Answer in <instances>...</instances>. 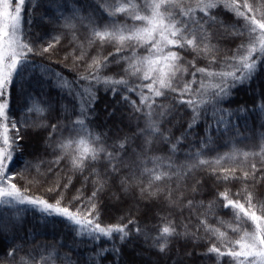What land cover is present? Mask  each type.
Masks as SVG:
<instances>
[{"label":"snow or ice","instance_id":"1","mask_svg":"<svg viewBox=\"0 0 264 264\" xmlns=\"http://www.w3.org/2000/svg\"><path fill=\"white\" fill-rule=\"evenodd\" d=\"M259 80L264 0H0V264H264Z\"/></svg>","mask_w":264,"mask_h":264},{"label":"trees","instance_id":"2","mask_svg":"<svg viewBox=\"0 0 264 264\" xmlns=\"http://www.w3.org/2000/svg\"><path fill=\"white\" fill-rule=\"evenodd\" d=\"M62 43H64L62 41ZM111 49H106L103 52V55H107L108 51H110ZM57 69L59 70L61 66L56 65ZM116 66L113 65V68H115ZM65 73H67V69H64ZM70 75V74H69ZM257 82H259L261 84V86H264V80H259V81H254L252 87L255 88L257 86ZM99 99L96 101V107L98 109L99 112V118L101 121H103V118L106 114L107 109L105 108V105H108L109 108H111L112 103H114L111 95L107 94L104 92L103 88L100 89V91L97 93ZM133 98L134 99H139L138 97L135 96V94H133ZM252 102V96L249 94V92L247 91V88H241L238 93L232 98L231 104L232 107H236L238 105H250ZM239 147L244 148V145H239ZM227 149H222V151H226ZM245 150H247L245 148ZM251 159V158H250ZM260 189H257V195L260 194ZM11 211V210H10ZM227 219V217H226ZM29 220H31V217H29ZM163 225H161L162 227ZM225 230V229H222ZM58 231L59 229H55L53 230L52 227L49 225L48 228L45 229L44 231V235L42 237H38L39 240H41V242H48L51 243L53 242V237L58 235ZM229 231V235H232L231 230ZM203 234V233H201ZM207 245V241H201L198 243L195 251L196 252H203L205 250V247ZM191 246H192V242L189 243V249L191 250ZM83 251V250H82ZM147 255L141 256L139 254H137L134 250V247H125L124 249V256L123 259L125 261L130 262V264H132V262H135V264H140V261L147 259ZM155 257L153 256V259ZM202 259V257L197 256L195 257V261L194 264H199L200 260Z\"/></svg>","mask_w":264,"mask_h":264}]
</instances>
